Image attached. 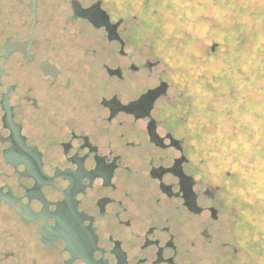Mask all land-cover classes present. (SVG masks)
<instances>
[{
  "label": "flooded vegetation",
  "instance_id": "obj_1",
  "mask_svg": "<svg viewBox=\"0 0 264 264\" xmlns=\"http://www.w3.org/2000/svg\"><path fill=\"white\" fill-rule=\"evenodd\" d=\"M159 2L0 0V264H264L251 77Z\"/></svg>",
  "mask_w": 264,
  "mask_h": 264
},
{
  "label": "rangeland",
  "instance_id": "obj_2",
  "mask_svg": "<svg viewBox=\"0 0 264 264\" xmlns=\"http://www.w3.org/2000/svg\"><path fill=\"white\" fill-rule=\"evenodd\" d=\"M173 4L174 7L169 3H158L159 36L176 39L190 34L196 37L195 48L200 45L206 53H216L217 57L221 54L219 61L205 64L208 70L248 71V78H251L243 85H247L248 92L252 93L253 108L262 115L250 127L255 133L253 143L259 145V148L254 145L253 153H264V55L259 53V50L264 51V26L256 24L258 27L255 28L252 16L253 10L261 8L264 1L174 0ZM258 12L263 13V10ZM255 29L261 31V37H254ZM215 43L218 45L212 51ZM181 60H174L176 70L182 69ZM260 156L257 162L262 163Z\"/></svg>",
  "mask_w": 264,
  "mask_h": 264
},
{
  "label": "trees",
  "instance_id": "obj_3",
  "mask_svg": "<svg viewBox=\"0 0 264 264\" xmlns=\"http://www.w3.org/2000/svg\"><path fill=\"white\" fill-rule=\"evenodd\" d=\"M243 2V0H241ZM264 1V0H263ZM261 8L257 7V10H253L252 12V16H253V21H254V24H260L259 26H264V4H262L260 6ZM262 9L263 10V13H259L258 11ZM258 27V25L255 26V28ZM238 29V28H237ZM236 30V28L234 29ZM239 30V29H238ZM261 31L258 30V29H255L254 30V37L255 38H259L261 37ZM259 53L262 55H264V51L263 50H259Z\"/></svg>",
  "mask_w": 264,
  "mask_h": 264
},
{
  "label": "water",
  "instance_id": "obj_4",
  "mask_svg": "<svg viewBox=\"0 0 264 264\" xmlns=\"http://www.w3.org/2000/svg\"><path fill=\"white\" fill-rule=\"evenodd\" d=\"M4 209V208H3ZM4 211H6V210H4Z\"/></svg>",
  "mask_w": 264,
  "mask_h": 264
}]
</instances>
